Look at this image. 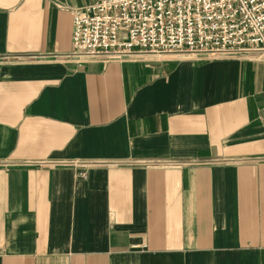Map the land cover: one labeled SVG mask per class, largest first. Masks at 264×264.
<instances>
[{
	"label": "crops",
	"instance_id": "obj_1",
	"mask_svg": "<svg viewBox=\"0 0 264 264\" xmlns=\"http://www.w3.org/2000/svg\"><path fill=\"white\" fill-rule=\"evenodd\" d=\"M97 1L0 0V264H264V61L78 65Z\"/></svg>",
	"mask_w": 264,
	"mask_h": 264
},
{
	"label": "built area",
	"instance_id": "obj_2",
	"mask_svg": "<svg viewBox=\"0 0 264 264\" xmlns=\"http://www.w3.org/2000/svg\"><path fill=\"white\" fill-rule=\"evenodd\" d=\"M70 12L78 65L141 53L264 61V0H98Z\"/></svg>",
	"mask_w": 264,
	"mask_h": 264
}]
</instances>
